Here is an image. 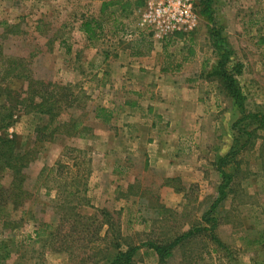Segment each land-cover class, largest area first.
<instances>
[{
	"label": "rangeland",
	"instance_id": "obj_1",
	"mask_svg": "<svg viewBox=\"0 0 264 264\" xmlns=\"http://www.w3.org/2000/svg\"><path fill=\"white\" fill-rule=\"evenodd\" d=\"M136 1L0 0V72L4 58H23L34 79L80 94L53 121L14 109L0 123V136L27 162L20 204L0 197V264H105L116 257L108 243L115 234L130 246L166 242L199 220L221 180L214 162L243 141L233 127L241 112L208 75L221 54L212 34L224 39L229 62L241 64L234 79L242 110L264 111V0H210L212 21L196 11L190 29L162 38L151 37L144 0ZM89 18L101 23L91 39L79 29ZM139 37L153 39L151 51L132 56ZM0 87L26 86L0 77ZM97 107L111 111L108 123L95 117ZM71 116L89 128L83 137L56 124ZM262 141L258 130L224 165L235 181L218 208L217 234L229 253L198 234L161 260L141 246L132 264H264ZM55 163L66 166L48 171ZM4 166L0 187L10 190L0 193L14 195L16 173ZM72 211L75 225L64 220ZM103 217L113 224L105 239L106 225L95 230Z\"/></svg>",
	"mask_w": 264,
	"mask_h": 264
},
{
	"label": "trees",
	"instance_id": "obj_2",
	"mask_svg": "<svg viewBox=\"0 0 264 264\" xmlns=\"http://www.w3.org/2000/svg\"><path fill=\"white\" fill-rule=\"evenodd\" d=\"M138 5L141 4V0L136 1ZM196 10L199 15L204 16L207 21H212V16L210 12V0H198L196 3ZM101 27V23L94 18L84 19L80 24V30L85 33L87 39H91L95 34L96 29ZM122 29V28H121ZM214 45L216 49L221 52L219 59L213 66L211 72L208 74L218 83V90L224 95L228 96L233 101V105L237 106L239 112H241L240 117L235 120L233 127L237 130V138H243V141L239 143L237 147L230 148L224 155L218 156L215 163L216 170L220 174V183L217 186V195L213 198L209 206L203 210L199 216V220L193 223L189 228L174 235L171 239L164 241L157 240H147L141 244L130 246L124 243L120 238L119 234H115L117 239L114 242L110 239L109 244L117 250L116 257L105 264H132V257L135 252L141 248V246L147 245L151 248L159 259H163L167 255H170L178 246L182 245L185 241L190 238L197 236L198 234L204 235L208 241L213 244V248L220 251H225L229 253V247L225 244L217 234V229L220 221L218 220L219 206L227 198L229 194L232 193L230 185L234 182V172H227L224 169V165L230 160L237 156L242 150L246 149V145L253 144L252 139L256 137L258 130L263 132L264 144V111L256 112H245L242 110L243 96L240 93L239 87L234 79L235 74L241 73V64L233 63L229 61V50L226 47L224 39L219 37L218 34H212ZM153 41V39H152ZM151 37H139L132 40V56H145L152 48ZM4 63L2 64V72H0L1 79L6 78H16L21 79L25 83V88L18 91L8 90L6 88L0 87V123H7L6 121L13 115L14 109L21 110L24 113H37L47 115L51 121L57 116L64 113L76 101L80 94H72L70 87L67 85H58L51 82H43L41 80L34 79L31 74V70L28 68V64L25 59L17 57H6L4 58ZM244 111V112H243ZM95 117L101 118L104 122L108 123L111 117V111L104 107H97L95 110ZM57 125L64 126V128L72 129L73 132L70 135H78L83 137V132L88 131L89 128L82 124L81 120L70 117L67 121L58 122ZM250 126V128H249ZM56 127L55 129H57ZM80 129L79 131H77ZM238 141V140H236ZM264 148V145H263ZM23 153L15 150L13 143L10 139L0 136V165L4 164L8 170L16 173V178L18 182H13L11 190L17 191L16 194L12 195L9 193H0V197H4L2 201L4 203L9 200L13 208L20 204L24 190L21 189L24 173L22 169L27 166L26 160L23 158ZM57 167H49L48 171L54 170V172H60L61 168H65V164L55 163ZM238 164V163H237ZM45 168V170H47ZM41 169L38 174V179L43 175ZM21 173V174H20ZM177 179V178H176ZM174 180V179H171ZM0 190L7 192L10 190L8 188L0 187ZM184 187H176L175 191H183ZM1 194H4L2 196ZM71 209V208H70ZM72 210V209H71ZM105 216L106 214H102ZM99 221L96 227V233H98L103 225H106V231L104 235L100 238H107V232L112 228V223L110 218H105ZM71 219L75 225L78 221V214L72 211V214H68L67 218L64 220ZM90 220V217L86 218ZM13 222L5 221L4 227L7 229H13L16 224ZM36 236H41L44 234L39 228L35 231ZM96 237H99L98 235ZM125 248H121L122 244ZM67 251V249H65ZM104 257V256H103ZM102 259V257H101ZM95 264H104L97 262ZM189 264V263H187Z\"/></svg>",
	"mask_w": 264,
	"mask_h": 264
},
{
	"label": "built area",
	"instance_id": "obj_3",
	"mask_svg": "<svg viewBox=\"0 0 264 264\" xmlns=\"http://www.w3.org/2000/svg\"><path fill=\"white\" fill-rule=\"evenodd\" d=\"M198 0H144L141 20L152 38L190 29L196 21Z\"/></svg>",
	"mask_w": 264,
	"mask_h": 264
}]
</instances>
